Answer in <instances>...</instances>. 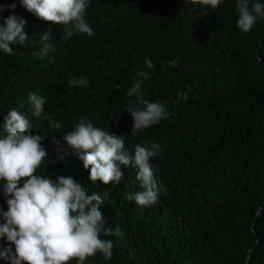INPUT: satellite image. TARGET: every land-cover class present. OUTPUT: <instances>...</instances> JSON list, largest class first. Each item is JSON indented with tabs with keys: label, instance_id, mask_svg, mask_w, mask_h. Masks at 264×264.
Returning a JSON list of instances; mask_svg holds the SVG:
<instances>
[{
	"label": "trees",
	"instance_id": "trees-1",
	"mask_svg": "<svg viewBox=\"0 0 264 264\" xmlns=\"http://www.w3.org/2000/svg\"><path fill=\"white\" fill-rule=\"evenodd\" d=\"M236 4L222 0L202 9L191 0H89L93 35L74 32L62 40L70 26L37 18L21 0H0V26L15 15L26 21L29 37L12 45L11 56L0 50V126L10 110L22 112L48 153L37 174L71 175L89 195H101L105 228L124 233H101L113 241L112 257L98 252L84 264H264V19L241 31ZM49 29L53 50L41 59L40 35ZM139 71L149 77H138ZM73 77L88 86H70ZM134 79L142 80V97L166 104L170 115L131 134L125 108L136 102L127 95ZM181 92L188 99L176 103ZM32 93L44 97V115L61 129L32 116ZM82 117L124 136L130 154L137 144L160 145L151 161L161 189L155 204L127 199L142 190L135 167H122L118 185L89 180L90 170L63 141ZM64 152L67 158L59 160ZM7 199L0 183L3 211ZM8 246L0 239V247Z\"/></svg>",
	"mask_w": 264,
	"mask_h": 264
},
{
	"label": "clouds",
	"instance_id": "clouds-1",
	"mask_svg": "<svg viewBox=\"0 0 264 264\" xmlns=\"http://www.w3.org/2000/svg\"><path fill=\"white\" fill-rule=\"evenodd\" d=\"M191 2L198 3L202 9H215L222 0ZM21 4L45 22L70 26L65 28L62 40L70 39L74 32L93 35V29L86 19L89 0H21ZM236 12L238 28L247 33L258 18L264 19V4L237 0ZM200 15L207 16V11L202 10ZM25 24V20L15 15L4 21V25L0 26V50L11 56L14 54L12 45L25 44L29 39L24 32ZM40 42L42 47L38 56L43 59L53 50L50 29L40 35ZM145 65L148 69L154 67L147 58ZM137 76L147 79L149 73L139 71ZM68 84L87 87L89 81L83 77H73ZM141 88L142 80L134 79L127 91L129 97H136V102L125 108L133 121L131 134L159 124L170 115L166 104L144 99ZM187 99V93L181 92L176 103ZM28 101L33 117L47 120L52 130L61 129V122L44 115L43 96L32 93ZM0 129V183L3 194L8 197V210L0 209V219L3 220L0 223V239L6 238L10 245L0 247V259L9 264H69L73 259L77 264H84L87 258L98 252L105 259H110L113 241L102 239L101 233L117 237H122L124 233L120 227L114 231L105 228L100 211L104 198L96 193L89 195L84 185L71 175L53 180L37 174L38 168L48 159V153L42 146L44 138L32 134L30 121L22 112L10 110ZM63 141L77 153L84 169L90 170L89 180L92 183L101 181L105 185H118L124 178L122 167L132 166L137 169L136 178L142 190L129 195L127 199L134 200L142 207L157 202L161 189L151 161L162 152L158 143L137 144L134 154H130L125 150L124 136L95 127L83 117L63 136ZM52 143L60 145L55 138ZM67 155L64 152L58 159L65 160ZM259 214L260 209H257L256 216Z\"/></svg>",
	"mask_w": 264,
	"mask_h": 264
}]
</instances>
